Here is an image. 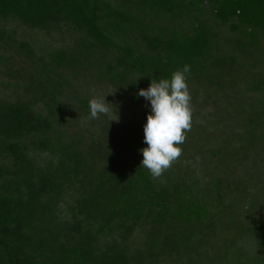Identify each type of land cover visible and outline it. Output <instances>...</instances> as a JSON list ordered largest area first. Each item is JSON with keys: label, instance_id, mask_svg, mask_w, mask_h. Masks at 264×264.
<instances>
[{"label": "rangeland", "instance_id": "374dc122", "mask_svg": "<svg viewBox=\"0 0 264 264\" xmlns=\"http://www.w3.org/2000/svg\"><path fill=\"white\" fill-rule=\"evenodd\" d=\"M192 1L197 6L196 0ZM190 10L197 14L199 11L194 6ZM198 21L208 25L215 39L211 55L204 59L205 72L197 78L188 77L191 128L180 145L181 156L159 177H152L174 209L179 197L189 191L188 197L212 203L218 221L195 233L205 240L214 235L213 243L221 248L223 239L232 231L233 221L235 227L253 219L264 221V37L258 35V44L248 45L247 37L231 31L229 24L215 21L209 0H202ZM189 22L183 18L173 26L178 31L187 30ZM1 27L6 34L0 36V103L21 105L40 113L45 119L40 127L46 122L52 126L48 134L54 147L52 152L42 150L37 146L38 136L27 134L24 140L30 163L22 165L14 157L3 155L0 167L5 169L4 175L16 183L28 167H33L37 176L54 172L57 142L72 148L80 158L82 171L89 173L82 192L64 185L55 201L42 197L36 205V212L44 214L50 210L55 223L65 225L64 233L70 235L62 240L61 248L82 243L88 248V256L96 259L113 242V249L119 250L121 256L108 264H138L130 255L143 252L147 238L163 240L184 235L185 227H179L176 219L170 218L166 225L157 226L146 214L134 223L126 220L124 225L116 218L113 228H102L103 234L95 226L104 220L102 205L94 203L90 214L84 215L75 203L80 194L95 191L92 182L98 176L111 174L113 180L104 187L116 194L124 189L115 188L126 186L132 173L140 168L149 171L141 167L140 150L147 146L143 126L150 105L137 93L150 82L138 74L129 78L111 77L104 66H115L121 55L116 48L98 49L92 65L80 63L51 69L48 61L51 51L78 50L77 41L82 34L69 23L59 22L46 31L28 28L18 19L8 17ZM23 43L31 53L20 46ZM138 43L148 48L142 40L138 39ZM222 58L225 61L218 67L212 65ZM115 69L113 72L117 74L120 68ZM51 88L56 94L55 101L51 99ZM103 96L116 109L118 120H113L117 119L113 113L90 118L89 100ZM7 116L9 113L1 111L0 121ZM76 183L73 181V186ZM8 187L12 191L13 185ZM126 248L128 252H124ZM165 262L174 264L168 258ZM39 264L52 263L41 259Z\"/></svg>", "mask_w": 264, "mask_h": 264}, {"label": "trees", "instance_id": "16d2710c", "mask_svg": "<svg viewBox=\"0 0 264 264\" xmlns=\"http://www.w3.org/2000/svg\"><path fill=\"white\" fill-rule=\"evenodd\" d=\"M209 1L215 21L229 24L231 31L247 37L248 45L258 44V35L264 37V0ZM196 2L197 6L192 0L188 3L183 0H117L115 3L109 0H0V36L6 34L1 22L8 17L18 19L28 28L46 31L59 22H66L82 34L77 41L78 50L51 51L48 54L51 69L80 63L92 65L98 49L116 48L121 55L115 66H104L111 77L129 78L138 74L150 82L154 78H171L174 71L187 64L190 65L189 76L197 78L205 72L204 59L211 55L215 34L208 25L198 21L202 0ZM190 6L198 9V14L191 12ZM183 18L190 20L188 29L178 31L173 25ZM138 39L148 48H142ZM20 46L25 49L26 45ZM224 61L217 59L212 65L218 67ZM115 68H120L117 74L113 72ZM49 91L55 101L56 94L52 88ZM1 111L9 116L0 121V157L8 155L21 164L30 163L29 148L24 140L27 134L38 136L37 146L42 150L54 151L52 137L48 134L52 126L45 121L40 127L45 120L40 113L29 107L0 103ZM61 144L54 145L58 161L52 173L37 176L34 168L28 167L14 183L0 167V264H39L41 259L52 264H108L120 258L121 252L113 249V242L106 253L96 259L88 256V248L82 243L61 248L62 240L70 235L64 233L65 225L55 223L50 210L44 214L36 212L42 197L55 201L64 185L81 192L86 189L84 179L89 173L82 171L78 154ZM131 175L126 186L115 188L124 189L116 194L104 187L114 177L109 173L104 178L98 176L92 182L95 191L80 194L75 203L84 215L90 214L94 203L102 205L104 220L95 226L103 234L102 228H113L116 218L124 225L126 220L131 223L141 220L144 214L157 226L166 225L172 218L179 227H185L184 235L163 240L147 238L143 252L130 255L134 262L167 264L165 259L168 258L174 264H264L263 220L253 219L238 227L233 221L232 231L223 239L221 248L216 247L214 235L208 236L209 240L198 235L210 222L218 221L212 203H202L196 196L188 197L189 191L179 197L174 209L149 171L140 168ZM73 181H77V185L73 186ZM11 184L12 191L8 189ZM102 198L105 201H101Z\"/></svg>", "mask_w": 264, "mask_h": 264}, {"label": "clouds", "instance_id": "9594fccd", "mask_svg": "<svg viewBox=\"0 0 264 264\" xmlns=\"http://www.w3.org/2000/svg\"><path fill=\"white\" fill-rule=\"evenodd\" d=\"M189 74L190 65L185 64L174 71L171 78L151 79L149 86L137 93L150 105L143 126L147 146L140 152L143 156L141 167L148 169L153 177H159L182 154L180 145L185 141L192 121ZM105 97L89 100L90 118L113 113L117 117L113 120H118L116 109Z\"/></svg>", "mask_w": 264, "mask_h": 264}]
</instances>
